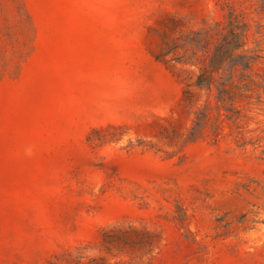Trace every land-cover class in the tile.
Masks as SVG:
<instances>
[{
  "label": "rangeland",
  "instance_id": "obj_1",
  "mask_svg": "<svg viewBox=\"0 0 264 264\" xmlns=\"http://www.w3.org/2000/svg\"><path fill=\"white\" fill-rule=\"evenodd\" d=\"M230 12L264 81L258 0H0V264H264V91L191 140L166 55Z\"/></svg>",
  "mask_w": 264,
  "mask_h": 264
},
{
  "label": "trees",
  "instance_id": "obj_2",
  "mask_svg": "<svg viewBox=\"0 0 264 264\" xmlns=\"http://www.w3.org/2000/svg\"><path fill=\"white\" fill-rule=\"evenodd\" d=\"M258 1L264 10V0ZM244 38V24L230 12L223 22L182 34L166 51V55L178 51V62L194 69L195 80L185 91L189 102L197 96L189 139L208 128L214 131L222 117L236 122L241 117L237 104L250 103L254 91H264V81L257 83L250 74L259 57L246 48Z\"/></svg>",
  "mask_w": 264,
  "mask_h": 264
}]
</instances>
